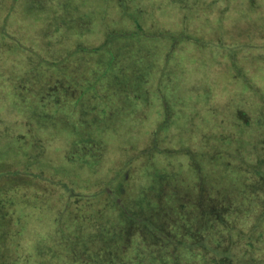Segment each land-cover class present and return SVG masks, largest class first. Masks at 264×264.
Listing matches in <instances>:
<instances>
[{"label": "rangeland", "instance_id": "obj_1", "mask_svg": "<svg viewBox=\"0 0 264 264\" xmlns=\"http://www.w3.org/2000/svg\"><path fill=\"white\" fill-rule=\"evenodd\" d=\"M120 2L0 0V49L9 56L0 70V194L19 183L28 195L14 205L22 212L14 226L9 205L8 216L0 211V264L18 250L11 235L27 237L31 264H63L71 236L59 222L73 217L56 207L86 186L98 200L103 189L118 190L134 159L140 175L131 172L134 184L109 197L120 199L125 217L132 200L138 211L160 210L170 232L180 234L184 214L196 219L185 226H202L197 187H158V168L168 177L193 161L232 176L221 190L233 193L228 205L253 214L252 186L240 174L255 175L253 163L264 161V56L256 50L264 44V0H166L160 10L162 0ZM93 219L114 222L94 213L81 225L89 231L76 226L73 237L87 240ZM193 233L177 238L192 242ZM186 250L188 260H200Z\"/></svg>", "mask_w": 264, "mask_h": 264}, {"label": "trees", "instance_id": "obj_2", "mask_svg": "<svg viewBox=\"0 0 264 264\" xmlns=\"http://www.w3.org/2000/svg\"><path fill=\"white\" fill-rule=\"evenodd\" d=\"M163 2H166V0L159 2L158 6H155L156 10L167 7ZM120 3L121 2L119 0V4ZM183 4L184 6L186 5L184 2ZM3 44L5 43L0 42V45ZM257 46L258 48L256 50L258 51L260 49L261 56H264V44L259 43ZM4 51V48L0 49V70L2 69V66H5L4 64L9 65V56H2ZM16 57L19 58V55L15 54L13 58ZM1 123H4L2 119H0V124ZM159 155L163 161L164 155L161 153ZM137 156L138 154L133 157ZM111 158L115 159L114 157ZM139 161L140 159H134L127 164L128 172L123 174L120 188H118V190H112L113 193L124 195L126 193V184L129 185L131 182L134 184L135 179L140 175L137 174ZM255 162L252 165L255 175L240 174L241 182H247L249 186H252V202L255 205L252 215L247 208H239L235 205H228L231 201H233V193L221 192V190L225 189L226 187L224 186L227 184L230 185L231 183L233 185L235 180L232 176H228L227 172L220 177V173L222 171L220 166L207 162L204 168L206 171H204L199 164L194 165L196 162L193 161L190 168L185 172L183 170L185 169L187 163L184 162L177 165L184 173H179L180 171H177L168 175V177L166 174L167 170L164 168H158L160 179L158 187L160 191L164 192V188L167 186H171L172 188L174 187V189L191 187L198 188L199 192L197 194L200 198L198 200V207L196 206V210L199 212L197 218L200 217L202 226L201 224L199 225L198 222L197 225L191 228H189L190 224L185 226V219H192V221L196 219L192 217L188 218V214H184V221H182V223L179 222L178 225L180 234L170 232L166 229L168 221L162 219L158 208L159 205L157 207V210H159L158 213H153L154 209L149 208L150 205L146 206V208L141 205L143 207L141 212L138 211V204L136 202L132 203L131 200L129 212H127L125 217L122 212L123 205L121 204L120 199L115 201L109 200V197L112 196V192L110 190L107 191L103 189V196L99 200L96 197L98 192H96V190H90L89 186H86L85 192L82 193L76 194L74 193L75 190L70 194L65 193L67 195L62 200L61 205H58L56 208L59 210V214L63 213L65 214L64 216H67L66 214H70V219L71 216L73 219L67 221L66 223H63L62 221L59 222L62 229L64 230L65 228L64 234L66 233V235L71 236L70 245H68L70 248L65 246L63 250L66 252L61 253L66 259L63 264L264 263V167H261L260 165L264 161L263 159H259ZM230 166L231 163L227 161L228 170ZM178 167L174 168L176 169ZM131 172L135 176L134 182L133 177L130 175ZM210 173L214 175L211 177L212 179L217 177L216 181L212 180L214 183H211V186L205 184L208 183ZM245 173H249V171H246ZM170 178H172V181H167V179L169 180ZM229 178L232 181H230ZM1 180L2 178L0 177V185L3 183ZM25 185L26 184L20 185L19 183H16L15 188H13L14 192L9 194V191H6L4 194H0V211H2L5 215L6 206L8 204L9 213L12 211V214L15 217L11 220L9 217L3 218L2 220H5L6 222V220L9 219L8 221L11 222L10 225L12 226H14V223H17L15 222V219L20 218V216L22 217V212H19L16 208H14V205L18 202L26 201L28 195L25 192ZM153 187L154 185L146 190H151ZM10 201H13L11 205L9 204ZM181 207L179 209H181ZM91 208H95L96 212L94 213L101 218L103 217V214H110V217L114 218V222L110 227H106V225L102 222L97 223L95 218L92 220L94 227L88 234L90 237L87 240H80L77 237H73L72 234L74 231H71V229L76 228V226L81 228L82 233L89 231V228L86 229L81 225L87 224V218H91L93 216L94 213L90 211ZM191 212L194 217V212ZM6 216L8 215L6 214L5 217ZM115 217L118 218L115 219ZM139 217H142V221L144 223L141 221L139 224ZM75 220H78V223ZM175 220L179 221V217L178 219L175 218ZM199 226L203 228L204 234L203 232L201 233L198 231ZM8 229L10 233H13V231L11 232V228ZM187 230H194L191 238L193 240L192 242L191 240L189 241L177 238L179 237L178 235H182L187 232ZM135 233H140L139 235L141 236V241L139 243H135ZM6 236L8 237V234ZM12 236L15 235L9 236V245L13 244V246L18 248V250L16 253H9V264H27L28 258L30 260L29 264H31L32 259L28 256H31L32 253L28 252V246L26 247L27 237L22 239L20 237L19 240H15ZM106 236L109 238L110 243L106 242ZM92 245H96L97 248H91ZM21 246H24L25 248ZM9 248L11 249V246H9ZM186 249H191L192 251L190 252L192 254H198L200 262L198 260L197 262H191L188 260L186 258V252L188 253ZM213 249H219L221 251L217 257H215L216 255L213 256V253H210ZM21 257H24V259ZM46 260L47 259L45 258L44 261ZM48 262L49 261H47L46 264H48Z\"/></svg>", "mask_w": 264, "mask_h": 264}]
</instances>
